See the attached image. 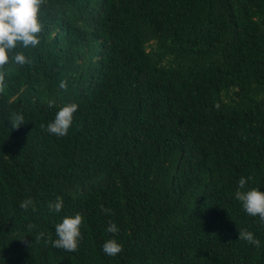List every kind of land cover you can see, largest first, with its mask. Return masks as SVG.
Masks as SVG:
<instances>
[{
	"label": "trees",
	"instance_id": "obj_1",
	"mask_svg": "<svg viewBox=\"0 0 264 264\" xmlns=\"http://www.w3.org/2000/svg\"><path fill=\"white\" fill-rule=\"evenodd\" d=\"M39 18L0 65V264H264L235 199L241 176L264 188V0H41ZM77 212L78 248L53 247Z\"/></svg>",
	"mask_w": 264,
	"mask_h": 264
},
{
	"label": "clouds",
	"instance_id": "obj_2",
	"mask_svg": "<svg viewBox=\"0 0 264 264\" xmlns=\"http://www.w3.org/2000/svg\"><path fill=\"white\" fill-rule=\"evenodd\" d=\"M41 0H0V65L9 60V54L20 44L24 48L35 47L39 44L38 33L41 31V21L39 11ZM12 59L17 64L27 62L26 57L15 54ZM60 87H66L64 81L60 82ZM53 104L49 101V107ZM79 105L76 102L66 103L55 113V117L47 125V131L57 136H65L72 125L74 113ZM21 119L17 117L16 120ZM15 123V121H14ZM252 178L241 176L235 191V199L241 202L242 209L250 216H258L264 222V188L246 187ZM31 199L21 201L20 207L27 208L31 204ZM64 206L63 198L57 197L55 201L49 202V211L61 212ZM107 211V210H106ZM83 216L77 212L75 215H65L62 220L55 225L56 239L52 241L53 247L61 248L68 252H74L79 245L81 234V224ZM106 231L117 233L118 226L109 223ZM239 239L245 240L253 245L259 246L260 240L251 231L240 230ZM122 243L115 238L105 240L102 251L107 256H116L122 251Z\"/></svg>",
	"mask_w": 264,
	"mask_h": 264
}]
</instances>
